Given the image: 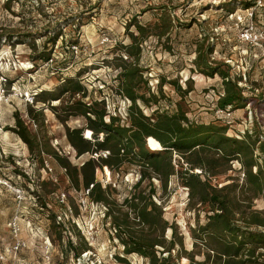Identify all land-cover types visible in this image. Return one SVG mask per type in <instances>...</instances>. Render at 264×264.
Instances as JSON below:
<instances>
[{"label": "rangeland", "instance_id": "1", "mask_svg": "<svg viewBox=\"0 0 264 264\" xmlns=\"http://www.w3.org/2000/svg\"><path fill=\"white\" fill-rule=\"evenodd\" d=\"M256 1L0 0V264H123L116 258L124 256L123 247L112 239L114 231L105 220V208L90 199L83 203L85 190L72 186L66 170L48 149L78 166L90 157H77L66 125L51 109L69 100V93H62L68 78L79 79L88 88L86 101L105 99L109 112L126 115L130 101L117 93L118 70L111 62L125 54L120 44L131 43L127 32L131 20L149 27L151 33H162L170 26L162 38L151 34L142 45L140 65L147 69L153 91H157L161 76L179 79L184 88L189 80L194 89L185 103L192 120L229 123L228 134L238 138L248 129L252 133L256 130L264 141V8L260 5L252 16L251 5ZM248 26L253 27L249 32ZM130 31L138 33L134 25ZM56 35L53 44L50 39ZM200 44L214 47L209 56L212 65L224 63L223 69L229 70L233 79L241 77L239 85L249 99L245 107L224 117L226 120L218 118L222 117L218 113L219 92L224 90L222 77H209L194 63ZM47 50L53 52L49 61L41 58ZM164 91L167 97L161 101V108L181 99L169 84ZM31 107L44 110V124L38 121L36 126L30 119ZM17 113L46 143L43 158L49 161L52 172L13 131ZM84 121L74 116L67 125L81 127ZM256 153L263 161L264 154L259 149ZM233 168L235 172L230 174L243 184L241 164L235 161ZM138 175L136 167L124 175L108 173L106 168L97 171L103 185L112 184L117 189L119 201L129 194ZM226 180L224 176L220 182ZM154 182L159 192L156 200L163 202L165 217L178 224L186 247L192 249L190 227L196 226L197 217L189 206V188L174 176L161 200V184L157 179ZM15 187L24 191L22 202ZM62 194L66 195L64 203L60 201ZM254 203L257 209L264 208L262 199ZM69 240L80 251L87 241L90 250L79 257ZM127 259L131 264L147 263L137 254Z\"/></svg>", "mask_w": 264, "mask_h": 264}, {"label": "trees", "instance_id": "2", "mask_svg": "<svg viewBox=\"0 0 264 264\" xmlns=\"http://www.w3.org/2000/svg\"><path fill=\"white\" fill-rule=\"evenodd\" d=\"M133 25L138 33L130 31ZM169 29L170 26L162 33H151L149 27L136 20L129 23L131 43L119 45L126 55L111 62L118 70L117 93L130 100L125 116L109 112L105 99L86 101L88 88L79 79L65 80L68 86L62 87V93H69V100L51 109L66 125L67 138L77 157L85 154L90 157L78 166L53 149H48V153L66 169L76 190H88L89 199L105 208V220L114 231L112 239L123 247L124 256L116 257L120 263L131 264L127 257L137 254L147 260L146 264H183V260L187 264H264V208L257 209L254 203L256 199L264 201V156L260 162L256 153L259 149L264 154V141L256 130L252 133L248 129L238 138L228 134L229 123L192 120L185 103L194 89L189 80L184 88L179 79L161 76L157 91L152 90L146 76L148 71L140 65L142 45L151 34L162 38ZM57 36L50 39L53 44ZM213 52V46L198 45L194 63L201 73L222 77L224 90L219 92L223 93L219 107L222 110L231 107V112L245 107L249 99L239 85L241 77L233 79L229 70L223 69L224 63L212 65L209 56ZM52 53L44 51L41 58L49 61ZM167 84L174 87L181 99L171 101L164 109L159 105L167 97L164 91ZM29 116L36 126L38 121L44 124V110L31 107ZM74 116L84 118V125L68 126L69 118ZM15 118L13 131L31 153L37 152L42 159L46 143L18 113ZM235 161L241 164L243 184L238 176L230 174L235 172ZM130 167L139 170L138 179L129 194L119 201L115 197L117 189L112 184L103 185L97 171L106 168L108 173L124 175ZM174 176L189 188V206L196 212V226L190 227L192 249L186 247L178 224L165 217L163 202L156 200L159 192L154 179L161 184L163 193L159 197L163 200ZM224 176L227 180L222 184L220 179ZM69 245L79 257L90 250L87 241L81 247L83 251L72 240Z\"/></svg>", "mask_w": 264, "mask_h": 264}, {"label": "built area", "instance_id": "3", "mask_svg": "<svg viewBox=\"0 0 264 264\" xmlns=\"http://www.w3.org/2000/svg\"><path fill=\"white\" fill-rule=\"evenodd\" d=\"M261 1L262 0H258V1H256L253 5H251V7H254V9H253V11H252V16H254V15H256L257 14V10L259 9V6L261 5L262 6V8H264V5H262L261 4ZM259 3V4H258ZM253 27L252 26H248L247 28H246V30L249 32V31H251V29H252ZM244 34V33H243ZM74 49H76L77 50V46L76 45H73L72 46ZM220 95H223V93H220L219 94V98H220ZM130 101V100H129ZM218 113H220L222 116H225L226 118L228 117V116H231V107H228L226 110H219V112ZM44 162H45V166L47 167V169L50 171V172H52L53 171V168L50 166V163H49V161L47 160V159H45L44 160ZM66 170V169H65ZM14 192H15V194H16V196H17V198H18V200H19V202H22V200L24 199V191L21 189V188H18V187H15L14 188ZM88 193H89V191L88 190H86L85 191V195H86V199H84V201H83V203L84 204H86V203H89V197H88ZM66 198V195L65 194H62V196H61V198H60V201H62L63 203L65 202V199ZM93 203V202H92ZM17 221H16V219L14 220V225H15V228H17L16 226H17Z\"/></svg>", "mask_w": 264, "mask_h": 264}]
</instances>
